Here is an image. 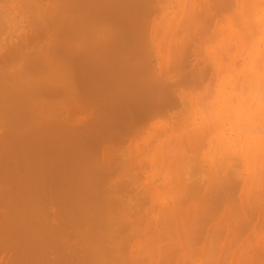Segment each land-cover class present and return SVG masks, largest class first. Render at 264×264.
I'll list each match as a JSON object with an SVG mask.
<instances>
[{"label":"bare ground","instance_id":"obj_1","mask_svg":"<svg viewBox=\"0 0 264 264\" xmlns=\"http://www.w3.org/2000/svg\"><path fill=\"white\" fill-rule=\"evenodd\" d=\"M12 1L7 4L12 5ZM191 1H185V13L189 15L192 12L195 19L198 13H201L202 20L200 16L197 17V20L200 19V26H206L201 25L202 22H210V26L199 34L201 27L195 24V30L198 32L194 30L193 33L201 36V39L192 31V34H188L186 29L193 28L190 29V24L186 28V23H191L187 20L194 18L183 11L182 26L176 29L180 34L175 31L172 36L179 34L181 43L178 46L173 40L175 43L169 45V52H177L180 57L168 53L169 57L174 58L168 60L173 66L170 67L168 63L167 71L158 70L154 66L163 46L160 47L161 41L157 42L155 39L158 21H151V17H155L153 13L162 11L164 0L15 1L22 8H18V13L27 18L26 27L29 26L31 31L29 33L27 29V35L18 42L0 45V260L6 258L1 261L3 264H143L141 260L149 261L146 258L148 253L143 251L146 248V252H151L150 256H156L155 247L150 249V243L154 245L156 238L159 239L156 243H163V248L157 243L161 251L158 260L161 262L157 261L155 264H165L167 259L171 261L167 260V264H173L176 256L178 258L179 249L183 252V264H199L202 256L197 254L194 259L191 256L200 252L207 244L210 253L207 250L208 258L205 259L209 261L206 260L205 264H212V260L217 262L216 258L212 259L216 256L215 253L220 252L216 242L223 238L227 227L232 226L234 229L235 226L233 232L235 235L236 232L240 233L241 238L244 236L241 233L249 230L255 235H251L252 240L253 237L257 242L261 240V228L264 226H261V223L263 224L264 216L259 214L257 217L256 213L252 215L251 212L253 207L257 213L264 210V200L260 197L264 196V180H261L264 177V0H249L251 9L249 1L244 0V3H247H243L244 10L238 8L242 0H212V4H208L211 0H204L209 6L212 5L211 14L206 9L208 6L201 3L200 11L202 8L206 11L202 9V12H197L195 7L191 10ZM198 1L200 0L194 3ZM251 1H254L253 4ZM215 2L217 4H214ZM16 4L11 9L7 6V9L16 11ZM246 6L248 7L245 8ZM227 7L234 12V17ZM165 8L164 6L163 9ZM218 8L221 11L227 10L228 13H224L226 16L229 14V17L224 16ZM216 12L222 13V19ZM212 13L220 15L219 19L215 21L217 15L213 16ZM246 13L250 15L247 16ZM213 23L215 34L219 33L230 39L228 48L224 46L228 49L226 51L233 48V52L234 46L239 48L238 44L243 46L239 48L241 51L230 58V70L227 65L223 67L216 58L219 52L225 56H221L222 61H226L225 49L217 43L213 44L212 38H206L209 36L206 32L212 33ZM181 27L185 28L182 29L187 33L185 37L194 35L193 39L190 37L189 43L184 36L180 37ZM215 34L212 33L213 36ZM203 35L207 41L203 40ZM221 35L215 36L218 38ZM195 37L199 40L198 43ZM238 37H241L242 41L248 40V43H241ZM200 41L201 45L205 41L207 45V42L215 45L210 48V44L206 48L208 57L212 60L215 54L214 58L217 60V63L212 61L208 64L214 74L210 73V68L205 70V63V69L198 67L203 64L200 54L198 55L200 52H196V57L192 49L198 45L195 49L198 51L201 48ZM233 41L237 44L234 45ZM180 45L181 48L186 47L179 51ZM174 47H179L178 51H175ZM189 50L192 51L191 54ZM203 50L201 48L202 52ZM202 54L205 55L204 52ZM229 54L231 53H228L227 57ZM187 56L188 61H192L189 63L191 65L200 60L199 65H193L197 68L193 69L191 66L196 74L189 68V64V70L187 67L184 69L183 64L188 62H184ZM190 56L199 59L189 60ZM153 57L156 60L152 63ZM204 57L207 58V55ZM227 59L229 61V57ZM182 68L190 74L178 70ZM178 71L180 76L177 75ZM207 75L209 77H205ZM213 75L217 78L214 87L213 82L207 84L210 77L215 79ZM185 82L195 87L186 88ZM181 86L185 87H182L184 92H181ZM197 88L198 92L192 90ZM246 88L249 90L245 91ZM185 89H189V94L190 91L196 93V97L187 94ZM178 107L182 110H178ZM168 108L171 110L168 111ZM174 109L180 113L177 114ZM172 110L176 111L174 118H165L166 113L168 116L173 114ZM162 115L169 123L155 122ZM72 117L73 123L71 120L69 124ZM149 120L153 123L148 127L153 124V127L157 126V130L160 126L157 134L163 131L168 135L169 131L171 141L174 140L173 134H180L184 129L189 133L195 131L191 136L194 142L189 145L174 141L176 147L180 148V155L178 154L173 163L177 160L179 165H176L181 164L177 167L181 169L177 170L181 179L178 183L174 181L177 186L173 191L175 194L171 193L175 196L169 210L165 208L167 213L163 210L166 219L164 218V224L162 221L163 228L160 226L163 230L167 227L164 231L169 230L170 234L174 233V237L168 232L160 235L164 234V231H161V228L158 230V226L152 223L156 219L153 212H156L154 208L157 207L156 202L158 205L159 195L148 191L149 188H145V184L142 186V175L138 172L134 174L132 164L127 162L140 146H136L135 141L127 135L132 136L133 130L141 132L144 123L146 126L151 122ZM142 123L140 130L138 125ZM160 134L159 137H163ZM133 137L135 138L134 135ZM124 142L128 144L126 151ZM145 142L146 139L144 148L149 145V148L145 149L147 152L144 149L145 153L141 152L139 149L144 156L148 154V149L150 150V143L147 145L148 142ZM172 144L174 143L169 142L168 146L172 147ZM206 144L208 149L201 151ZM209 144H214L221 153H218V157L211 152L213 148ZM165 146L167 157H163L170 161L168 154L174 152V146L171 150ZM137 157L140 156L136 155L134 158ZM130 160L133 161L132 158ZM142 161L140 167L143 165ZM166 162L168 161L163 163ZM124 163L130 168L124 166ZM156 164L157 162L154 167ZM137 166L136 168L140 169ZM162 170L164 171V168ZM239 170H242L241 175ZM237 191L238 197L235 194ZM162 199L167 200V197ZM149 200L154 202V210L148 204ZM145 203L150 208L144 213ZM250 207V213H244V209ZM229 211L232 213L231 217L226 216V219L229 221V218H233L234 226H228L226 219L223 220V216ZM249 214L252 217L256 214V219L255 216L251 218ZM169 225H172L171 229L175 232L173 229L170 231ZM237 227L246 229L239 232ZM151 229L160 231L158 236H162V239L165 237L168 244L161 241V237L153 236L150 239ZM233 232L231 234H234ZM235 235L231 237L232 243L238 239ZM67 236L78 240L70 245V238L66 239L69 247L72 246L68 254L64 252L68 246L66 247L67 243L63 240ZM142 236L147 240L146 245L144 240L139 239ZM168 237L173 240L171 244ZM139 240L143 243L140 244ZM137 242L140 248L136 246ZM201 242V246H197ZM185 243L190 245L185 247ZM248 243L247 246L250 244ZM142 244L144 246H141ZM164 244L168 245L169 249L174 244L172 249L174 247L177 251L171 249V253L178 255L169 253L172 256L170 258ZM247 246L245 244L242 249ZM137 247L140 250L138 253L144 252L142 257L139 254L135 256ZM187 248L190 249L189 254ZM162 250L167 253L166 257ZM227 253H224L219 262L228 261L225 259L230 256H227ZM161 258L166 260L162 262ZM174 264H182V259Z\"/></svg>","mask_w":264,"mask_h":264},{"label":"rangeland","instance_id":"obj_2","mask_svg":"<svg viewBox=\"0 0 264 264\" xmlns=\"http://www.w3.org/2000/svg\"><path fill=\"white\" fill-rule=\"evenodd\" d=\"M8 1H11V0H5V3H6V7L7 6H9L8 8L9 9H11L15 4H16V0H13L12 2H11V4L12 5H8V4H10V2L8 3ZM185 1H187V0H164V2L166 3V4H164V2H162V5L163 6H161L162 7V11L161 10H158V12H156L155 14L153 13V15H155V17H151L152 18V20L151 21H153V22H155V23H157L156 21H158V23H157V32L158 33H155V34H157V38H155L156 39V41L157 42H160V47H162L161 49L162 50H160V55H159V57H157V56H155V57H157V60L158 61H154V60H156V58L155 57H153L152 59H151V62L153 63V61H154V63L156 64H154V66L155 67H157V69L158 70H161V71H167L168 69V63L169 62H171V61H169L168 62V60H172V58H174V57H172V56H170L169 57V55H168V53H170L169 51H170V49H169V47L171 46V43L173 42V40L177 43V45L179 46V44L181 43L180 42V39L178 38V35L180 34L179 32H177L176 31V29H178L179 28V26H182L181 24V22H182V19H183V17H182V15H184V13L186 12V11H184V10H186V9H184V7H186V3H185ZM188 1H191V0H188ZM197 0H192L191 2V4H192V7H189L191 10H192V8H197L195 11H199V12H202L203 10H205V9H201V11H200V5L202 4H204V5H206V6H208V8H206V7H204V8H206V9H208L207 11H209V13L211 14V12H212V8H211V6L212 5H208V4H212L213 2H212V0L210 1V3H206L207 1L209 2V0H207V1H204V0H200V1H198L199 2V4H198V2L197 3H194V2H196ZM249 0H247L246 2H248ZM15 2V4H13ZM172 2V3H171ZM212 2V3H211ZM252 2V1H251ZM254 2V1H253ZM253 2H252V4H253ZM8 3V4H7ZM201 3V4H200ZM243 3H244V0H242L241 1V3L239 4V6H238V8H241V9H243L244 10V8L242 7V6H244L243 5ZM191 4H189V5H191ZM214 4H217V2H215ZM214 4H213V6H214ZM244 4H247V3H244ZM196 5V6H195ZM164 6L166 7L165 9H163L164 8ZM173 6V7H172ZM254 6V5H253ZM16 7H17V10H16V12H19L22 8H20L17 4H16ZM172 7V8H171ZM202 7V6H201ZM218 7V6H217ZM231 7V6H230ZM248 6H246L245 8H247ZM18 8H20V10L18 9ZM215 8H216V6H215ZM227 8H229V7H227ZM237 8V9H238ZM249 8L251 9L252 7H251V5H250V1H249ZM188 9V8H187ZM211 9V10H210ZM230 9L231 8H229V13L231 12V15H232V13H234V12H232V11H230ZM171 10V11H170ZM217 10V9H216ZM183 11H184V13H183ZM189 11V10H188ZM194 11V12H195ZM206 11V10H205ZM214 11V10H213ZM218 11H220V12H227V10H225V11H221V10H219V8H218ZM235 11V10H234ZM197 12H195V13H197ZM218 13V12H216L217 14H220L221 15V17H220V15L218 16L217 14H214L215 13V11H214V13H212V15L213 16H216L217 17V19H216V17L214 18L215 19V21L216 20H218L219 19V17H220V19H222V16L224 15V16H226L225 15V13L222 15V13ZM157 13H158V15H157ZM228 13V12H227ZM226 13V14H227ZM186 14V13H185ZM192 12L188 15V14H186V15H188V16H190V17H192V18H194V19H192V20H194V21H190V18H189V20H187L188 18H187V16L185 15V17L187 18V19H185V20H187L188 22H191V23H186L187 24V27L185 26V25H183V26H185L186 28H188L189 26V24L191 25V27H190V29H192V30H189V29H186V31L188 30V34L189 33H191V31H192V33H193V31L195 30V28H196V25L195 24H198L199 25V28L201 27V29H199L200 30V32H201V30H203V31H205V30H208V28H209V26H210V22H208V23H203L202 22V24L201 25H206V26H200V23H198L199 21H200V19L198 18V20H197V17L198 16H200V18H201V13L199 14L198 13V15L196 16V19H195V17H193L194 15L192 14ZM206 14H208V13H206ZM247 14H249L250 15V13H246L245 15H247ZM152 15V16H153ZM157 15V16H156ZM167 15V16H166ZM203 15V14H202ZM249 15H247V16H249ZM233 16V15H232ZM157 17V18H156ZM226 17H229V14H227V16ZM234 17V16H233ZM239 17V16H238ZM245 17V16H244ZM156 18V19H155ZM247 18V17H246ZM26 20H27V18H25ZM39 19V18H38ZM37 19V20H38ZM235 19H237V18H235ZM245 19V18H244ZM201 20H202V18H201ZM39 21H41V20H39ZM39 21H37V22H39ZM165 21V22H164ZM197 23H196V22ZM27 22V21H26ZM192 22H195V23H193L192 24ZM184 23H185V21H184ZM27 24V23H26ZM207 24H208V27H207ZM192 25H194L195 27H192ZM215 24L213 23V26H212V28H211V30H212V33H214L215 34V32H216V30H214V28L213 27H215L214 26ZM39 26V24H37V27ZM198 27V26H197ZM203 27H204V29H203ZM207 27V28H206ZM30 27L29 26H27L26 27V30L28 29V32L30 33V29H29ZM242 28V27H241ZM180 29V28H179ZM182 29H184L185 30V28H183V27H181V30ZM197 29V30H198ZM179 33L178 35L176 34L174 37H172L173 36V34L174 33ZM180 31V30H179ZM183 31V30H182ZM181 31V36L180 37H183L184 35L186 36V32H182ZM190 31V32H189ZM161 32V33H160ZM195 32H196V30H195ZM195 32L193 33L194 35H195ZM198 32V31H197ZM196 32V33H197ZM199 32V34H202V32L200 33ZM191 33V34H192ZM207 33V35H209V36H211V37H209V36H204L203 38H207V39H209V38H212L211 39V41L212 40H214V41H212V43L214 44H219V45H221L222 46V48L223 49H225L224 48V46H226L227 47V43H228V41L230 42V39L227 37V36H225V35H221V34H219V33H216L215 35L216 36H218V35H221L220 37H216L215 35L213 36L212 35V33L210 32V34H209V32H206ZM183 34V35H182ZM190 34V35H191ZM198 34V35H199ZM194 35L192 36H189V38H187V37H185V40H187L188 39V43L191 41H189V39H190V37L192 38V37H194ZM197 35V34H196ZM195 35V36H196ZM206 35V34H205ZM241 35H243V34H241ZM177 36V37H176ZM244 36L245 37H247L246 36V34H244ZM196 37H198V36H196ZM196 37H195V41H197L196 40ZM200 37V38H199ZM198 38L199 39H201L202 37L201 36H199ZM213 37L216 39H213ZM177 38V39H176ZM203 39V40H206L207 41V39ZM224 38H225V40H224ZM249 38V37H248ZM193 39V38H192ZM237 39V38H236ZM238 39H239V41L241 42V43H244V42H247L248 40H244V41H242L241 40V37H238ZM172 40V41H171ZM203 40H202V42H203ZM182 41H183V39H182ZM199 41V40H198ZM198 41H197V43H198ZM206 41L204 42V43H202V45H201V41L199 42V46L201 45V48H203L204 50H203V52H204V54L205 55H207V58L206 57H204L205 55H203L202 53V51H201V48L197 51V50H195L196 49V47H198V45H196V47H194V49H192L193 50V54L195 53V56H196V52H200V53H198V55L200 54V55H202V56H200L199 55V57L201 58L200 60L203 62V64L200 62V60H199V64L198 63H194V64H198L199 66L198 67H200V66H202V68H203V66H205V68H203V69H205L206 71L210 68V66L208 65V64H211L212 63V61L213 62H215V63H217V60L214 58V56H215V54H213L214 56H213V58H212V60L208 57V54H207V51H206V48L207 47H209L208 45H210V44H212V43H209V42H207L208 43V45L206 44ZM232 41V40H231ZM175 42H173V43H175ZM184 42V41H183ZM182 42V43H183ZM193 42V41H192ZM191 42V43H192ZM188 43H186V46H187V44ZM248 43V42H247ZM161 44H163V45H161ZM211 45V47L210 48H212L213 46H215V45ZM216 44V45H217ZM223 44V45H222ZM233 44L234 45H236L237 43H235L234 41H233ZM246 44V43H245ZM170 45V46H169ZM173 46H174V44H172ZM177 45H175V46H177ZM182 45V44H181ZM181 45H180V50L179 51H182L181 49H183V47L181 48ZM185 45V44H184ZM192 45V44H191ZM232 45V44H231ZM239 45V48H243V46L242 45H240V44H238ZM185 46V47H186ZM189 46V45H188ZM194 46V45H193ZM193 46H192V48H193ZM228 46H230V44L228 45ZM184 47V48H185ZM191 47V46H190ZM190 47H188V48H190ZM233 47V46H232ZM245 47V46H244ZM174 48H176V47H174ZM173 48V51L175 50ZM178 48H176V50L175 51H178ZM188 48H187V50H188ZM228 48V47H227ZM230 48V47H229ZM237 46H234V51L232 52V50H233V48L232 49H229V51H226V50H228V49H225V51L227 52L225 55H226V61L224 60V61H222L223 60V58L225 57V56H223V54H220L219 52H218V56L216 57V58H218V62L220 61V64L221 65H223V67H224V65L226 66L227 65V68L230 70V69H232V67H231V57H233V55H235L236 53H238V51L240 50H242V49H239ZM191 49V48H190ZM223 49H222V51H223ZM186 50V49H185ZM212 50V49H211ZM231 50V51H230ZM213 51V50H212ZM217 51H218V49H217ZM190 52H192L191 50H189V54H191ZM202 52V53H201ZM177 52H174V53H170L171 55H176V56H179V55H177L176 54ZM213 53V52H212ZM222 53V52H221ZM228 53H231V54H229L228 55V57H229V61H227L228 59V57H227V54ZM187 53L185 52V55H186ZM192 54V55H193ZM232 55V56H231ZM194 56V57H195ZM221 56H223V58H221ZM169 57V58H168ZM180 57V56H179ZM178 57V58H179ZM191 57V56H190ZM189 57V60H191L192 58H194V57H191L190 58ZM197 57V56H196ZM177 58V57H176ZM175 58V59H176ZM188 58V56L186 57V59ZM208 60V61H210V63H208V61L206 60V59ZM194 59H196V61H197V59H199V58H194ZM220 59V60H219ZM174 60V59H173ZM177 60V59H176ZM179 60V59H178ZM193 60V59H192ZM205 60V61H204ZM186 61H188V59L187 60H185L184 62H186ZM206 61H207V63H206ZM157 62V63H156ZM192 61H188L187 63H184L183 65H184V69L186 68V69H188V64L189 63H191ZM222 62L224 63V64H222ZM172 63V62H171ZM176 63V62H175ZM204 63H205V65H204ZM174 64V63H173ZM177 65L176 66H178V63H176ZM193 64V63H192ZM193 64V65H194ZM162 65V66H161ZM172 65V64H171ZM171 65H170V63H169V66L171 67ZM187 65V66H186ZM193 65H191V64H189V68H191V66L193 67ZM207 65H208V67H207ZM229 65V66H228ZM173 66V65H172ZM197 66V65H196ZM169 67V68H170ZM181 67V66H180ZM163 68V69H162ZM195 68H197V67H193V69H195ZM208 68V69H207ZM192 69V68H191ZM192 69V70H193ZM201 69V68H200ZM197 70L196 69V71H201V70ZM171 71H172V73H173V71L174 70H172V68L170 69ZM179 71L180 70H182V72H186V70H183V68L182 69H178ZM189 70V69H188ZM187 70V71H188ZM210 70L212 71L213 69H211L210 68ZM209 70V71H210ZM177 71V70H176ZM179 71L177 72V75H179L180 76V74H178L179 73ZM194 71V70H193ZM192 71V72H193ZM210 71V73L211 74H214L213 72L214 71H212L211 72ZM181 72V71H180ZM171 73V74H172ZM187 73V72H186ZM194 74H196L195 73V71L193 72ZM187 74H190V73H187ZM183 76V73H182V75H181V77ZM187 76H189V75H187ZM192 76V75H191ZM211 76V75H210ZM177 77L178 76H176L175 78L177 79ZM184 77V76H183ZM182 77V78H183ZM205 77H209L208 75L207 76H205ZM213 77L215 78V79H211V77H210V81H209V83L207 82V84L208 85H210V82L212 83L213 82V84H212V86L214 85V84H217V82H216V77H215V75H213ZM189 78H191V77H189ZM185 79V78H184ZM215 80V81H214ZM180 81H183V80H181L180 79ZM187 82H188V78H187V80H186ZM187 82H185V86H186V88H192L193 86L195 87V85H192V87H191V83L190 84H188ZM179 84H180V82H179ZM182 84H183V82H182ZM181 85V84H180ZM184 85V84H183ZM215 86V85H214ZM213 86V87H214ZM182 87H184V86H181V90H183V91H181V92H184V88L182 89ZM193 87V88H194ZM199 88V87H198ZM198 88L197 89H192L194 92L196 91V90H198ZM189 89H187V91H188ZM245 91H248L249 89L248 88H246V89H244ZM185 91H186V89H185ZM187 91H186V93H187ZM191 92L190 91V94H189V91H188V93L187 94H189L190 96H195L196 97V93H194V92ZM196 92H198V91H196ZM199 92H200V90H199ZM179 93L177 92V95H178ZM184 94V93H183ZM185 96H188V95H186V94H184ZM178 96H180V95H178ZM181 97V96H180ZM209 102H210V100H209ZM174 108V107H173ZM176 108V107H175ZM179 108V107H178ZM177 108V109H178ZM181 108H182V105H181ZM181 108H179L178 110H180ZM169 110L168 111H170L171 109L170 108H168ZM167 110V109H166ZM174 110H176V109H174ZM174 110H172L171 112H173V114H171V112H169L171 115L170 116H168V114L166 113L165 115H167V116H165V118H174L173 117V115H174V112H176V111H174ZM182 110V109H181ZM180 110V111H181ZM167 111V112H168ZM180 111H179V113H180ZM166 112V111H165ZM177 114H179L178 113V111L176 112ZM176 114V117H178V115ZM175 116V115H174ZM52 117V116H51ZM160 117H162L161 119H159ZM159 118H157V120L155 121V122H157L158 124H161V122L162 123H164L165 122V124H167V123H169V122H167V121H165L164 119H163V115L162 116H160ZM163 119V120H162ZM169 119H166V120H169ZM176 119V118H175ZM175 119H173V120H175ZM71 120H72V123H73V117H72V119H70V121H69V124H70V122H71ZM161 120V121H160ZM149 121H151V122H148V124L146 125L147 126V128H145L146 126H145V123H144V126H143V123L139 126L138 125V127H140V130H141V127L143 126V129H142V131L140 132V131H135V130H133V132H132V134L135 136V138L133 137V135L132 136H129V134L127 135L128 136V138L130 137V139H132V140H134L135 141V143H136V146L139 144L140 146H138V148L135 150V153L133 154V156L132 157H130V159L132 158L133 159V161L132 160H130L129 159V156H127V159L126 160H130V162H129V160L127 161L129 164H132L131 165V167H133V169H132V172L134 173V174H136V172H138V174H140V175H142L140 178V182H143V184H142V186L144 185V187L146 188L147 187V189L149 188V190L148 191H152V193L154 194V193H156V194H158L159 195V201H158V205H157V202L155 203V205L157 206V207H155L154 209H156L155 211L156 212H153V215H154V217L156 218V219H154V221H152V223H154V225L156 224V226H158V230L161 228L160 226L162 225V228H163V224L165 223V215H166V213H167V211L169 210L168 208H170V206L172 205V199H173V197L175 196H173V191L175 190L174 188L177 186V183H178V180L179 179H181L180 178V176H181V174H177V170H181V169H178L177 167H180L181 166V164H180V166H177V165H179L178 164V162H177V160L173 163V161L177 158V156H179L180 155V152H179V150H180V148L179 147H176V143H178L179 144V142H180V144L181 143H183V144H190V143H193L194 141H193V137H191L193 134H194V132L195 131H191V133H189V132H187L185 129L184 130H182V132L180 133V134H175V135H177V136H175L173 133V141H171V133L169 132V131H167L168 132V135H167V133L166 132H163V131H161L160 133H158V134H160L161 136H163V137H159V135L156 133L157 131H158V128L160 127H158L157 128V130H155V128L157 127H153V124L152 125H150L149 127H148V125L149 124H151V123H153V121L152 120H149ZM164 121V122H163ZM154 122V123H155ZM147 123V122H146ZM153 128V129H149V128ZM137 128V127H136ZM136 128H134V129H136ZM147 132H146V131ZM135 131V132H134ZM145 131V132H144ZM160 131V130H159ZM197 131V130H196ZM152 132V133H151ZM135 133L137 134V135H135ZM144 133V134H143ZM146 133V134H145ZM157 135H156V134ZM193 133V134H192ZM199 133H200V131H199ZM203 134V133H202ZM131 135V134H130ZM204 135V134H203ZM149 136H151V138L149 137ZM184 136V137H183ZM205 136V135H204ZM147 137H149V138H147ZM159 137V138H158ZM170 137V138H169ZM137 138V139H136ZM168 138V139H167ZM189 138H190V141H192V142H190L189 141ZM205 138V137H204ZM145 139H146V142L145 143H147V145L150 143V150L148 149V154H145V156L143 155L145 152H144V150L145 149H147V148H149L148 146H147V148H144L143 147V143H144V141H145ZM148 139V140H147ZM155 139V140H154ZM192 139V140H191ZM149 140H150V142H149ZM151 140H152V143H151ZM179 140V141H178ZM155 141V142H154ZM176 143H175V142ZM206 141H207V139H206ZM169 142H172V143H174V144H172V147L174 146V152H170V154H168L169 155V159H170V161L168 160V158H166V160L168 161V162H166V164L165 163H163V162H165L166 160H165V158L163 157V156H166V152L164 151L165 149H164V147H166L165 145H169ZM120 143H122V142H120ZM123 144H125V145H123L125 148V151H126V147H127V143L126 142H124ZM155 144V145H154ZM146 145V144H145ZM151 145H153V147L151 146ZM213 149H211V152H213V153H215V155H216V157H218L219 156V154H221L217 149H216V146L214 145V144H209ZM122 148H123V146L122 145H120ZM204 146H205V144H204ZM202 147V149H201V151H204V150H207L208 149V145L206 144V147ZM120 147V148H121ZM146 147V146H145ZM152 147V148H151ZM168 147H170V149L169 150H171V145L170 146H168ZM119 148V147H118ZM160 148V149H159ZM175 148L177 149V148H179L178 150H175ZM123 149V150H124ZM139 149H140V151L142 152H144V153H142L141 154V152L139 151ZM144 149V150H143ZM168 149V148H167ZM120 150H122V149H120ZM162 150H163V152L164 153H162ZM168 150V151H169ZM213 150V151H212ZM136 151H138V152H140V155L138 154V152H137V154H136ZM146 151V150H145ZM157 151H159V152H157ZM167 151V150H166ZM147 152V151H146ZM150 152H151V155H150ZM219 153V154H218ZM162 154H165V155H162ZM179 154V155H178ZM140 156V157H137V158H134L135 156ZM144 156V157H142V156ZM146 157H148L147 159H146ZM158 157H159V159H158ZM167 157V156H166ZM145 159V160H143V159ZM164 158V159H163ZM124 159V158H123ZM136 159V160H135ZM139 159H142V160H139ZM163 159V160H162ZM165 160V161H164ZM131 161H132V163H131ZM134 161H136V162H134ZM141 161H142V164L144 165H141V167H140V164H141ZM151 161V162H150ZM153 161V162H152ZM159 161V162H158ZM126 162V161H125ZM157 162V164L155 165V167H154V164ZM255 162H256V160H255ZM146 163V164H145ZM168 163V164H167ZM137 164H138V166H137ZM163 164V165H162ZM177 164V165H176ZM255 164V163H254ZM124 166H126L127 165V163L125 164H123ZM145 165H147V166H145ZM256 165V164H255ZM254 165V166H255ZM136 166L137 167H139L140 169H138V168H136ZM151 166V167H150ZM156 166H157V170H156ZM163 167L164 168V171L162 170L163 168H159V167ZM170 166V167H169ZM174 166H176L175 168H174ZM127 167L128 168H130L129 167V165H127ZM145 167H147L146 169H145ZM153 167V168H152ZM256 167V166H255ZM258 167H260V166H258ZM126 168V167H125ZM154 168H155V170H154ZM147 169H148V171H147ZM159 169V170H158ZM258 169H260V168H258ZM131 170V169H130ZM141 170V171H140ZM162 170V171H161ZM127 171H128V169H127ZM141 173H140V172ZM145 171V172H144ZM160 171H161V175H160ZM173 171H175L174 173H173ZM259 173H260V171L259 170H257ZM168 172V173H167ZM169 172H171V173H169ZM240 172H242V170H239V174L241 175V173ZM129 173V172H128ZM137 174V175H138ZM139 175V176H140ZM155 175V176H154ZM166 175V176H165ZM173 175H174V177H175V180H174V177H173ZM236 175V174H235ZM138 176V177H139ZM157 176V177H156ZM264 176V175H263ZM143 177V178H142ZM147 177V178H146ZM153 177V178H152ZM156 178H158V179H156ZM147 179V180H146ZM153 179H156V180H153ZM164 179V180H163ZM153 180V181H152ZM262 181L264 180V177L261 179ZM261 180H260V184H261ZM147 181V182H146ZM159 181H160V184L161 185H159ZM162 181V182H161ZM177 182V183H175V182ZM146 182V183H145ZM164 183V184H163ZM154 184H155V186H154ZM168 186H167V185ZM157 185H159L158 187H157ZM164 186V187H163ZM162 187V188H161ZM152 190H151V189ZM161 188V189H160ZM163 189V190H162ZM159 190H161L160 192H159ZM163 191H164V193H163ZM170 191V192H169ZM159 192V193H158ZM171 192H173V193H171ZM161 194H163V195H161ZM175 194V193H174ZM235 194H237V197H238V195H239V193H238V191H237V193H235ZM259 195H257V197H258ZM167 197V200L166 199H162V198H166ZM260 197H263V200H264V196H260ZM260 197H258V198H260ZM169 198V199H168ZM235 198V196H233V199ZM171 199V200H170ZM175 199H176V197H175ZM257 199V198H256ZM262 199V198H261ZM236 200H238V198H236ZM259 200V199H258ZM150 201V202H149ZM147 203L149 204V205H151V208L153 209V206L152 205H154V202L153 201H151V200H149ZM166 201H168V202H166ZM165 203V204H164ZM163 204H164V206H163ZM154 205V206H155ZM168 205V206H167ZM231 205V204H230ZM230 205H228V206H230ZM232 205L234 206V204L232 203ZM146 206V207H145ZM145 206H144V208H143V211H144V213L145 212H147L148 210H149V208H150V206H148V205H146V203H145ZM233 206L231 207V208H233ZM229 207V208H230ZM146 208V209H145ZM167 209V211H166V209ZM145 209V210H144ZM153 209V210H154ZM236 208H234V210H235ZM249 209V210H248ZM253 210H252V212H251V214L253 215V213H256V214H254V216L256 215L257 217H259V214H261V215H263L264 216V210L261 212V211H259L258 213L255 211V209H254V207L252 208ZM163 210H165L166 211V213L164 214V211ZM233 210V209H232ZM234 210H233V213H234ZM237 210V209H236ZM247 211V212H246ZM248 211H249V213H250V211H251V207L250 208H246V209H244V213H248ZM253 211H255V212H253ZM229 212H230V215H229ZM226 215H224L223 216V220H225L226 219V216L227 217H231V211H229ZM155 213V214H154ZM170 213V212H169ZM236 213V212H235ZM235 213H234V215H235ZM251 214H249L250 216H251ZM164 215V216H163ZM169 215V214H168ZM234 215H233V217H234ZM170 216V215H169ZM169 216H166V217H169ZM236 216V215H235ZM253 216V217H254ZM256 216H255V219H256ZM238 217V216H237ZM252 216H251V218H253ZM165 218V219H164ZM250 218V219H251ZM160 219V220H159ZM163 219V220H162ZM237 219V218H236ZM240 219V218H239ZM156 220V221H155ZM223 220H221V222L223 221ZM229 221H227V219H226V221H227V224H229L228 226H230V224L231 225H233L234 226V220H233V218L231 219V218H229L228 219ZM251 220H253V219H251ZM160 221V222H159ZM162 221H163V224H162ZM231 221V222H230ZM236 221V220H235ZM238 221V220H237ZM239 221H241V219L239 220ZM238 221V222H239ZM167 222V221H166ZM171 222V221H170ZM254 222H256V220L254 221ZM237 223V222H236ZM240 223V222H239ZM238 223V225L240 226V224ZM160 224V225H159ZM167 225L169 224V223H166ZM242 224V223H241ZM166 225V226H167ZM237 225V224H236ZM237 225V226H238ZM252 225V224H251ZM264 225V221H263V224L261 223V226H263ZM170 226V225H169ZM168 226V227H169ZM238 226V227H239ZM242 226V225H241ZM250 226V225H249ZM171 227H172V225L169 227L170 228V231L173 229H171ZM226 227H227V225H226ZM237 227V229H239V232H241V231H243V229H246V228H242V229H240V228H238ZM243 227H245L244 226V223H243ZM252 227V226H251ZM251 227H249V229L251 228ZM161 228V229H162ZM167 227H164V230L166 229ZM168 228V229H169ZM225 228V227H224ZM160 229V230H161ZM223 229V228H222ZM229 229V230H228ZM234 229H235V226H234ZM233 227L232 226H230V227H227V229H225L224 230V233H223V240L221 241V240H217L218 242H216V244L218 243V245H216L217 246V250L218 251H220V252H216L215 254H216V256L214 255V257L212 258V259H214V258H216V259H214V260H216L217 262H219V261H221L222 260V257H224L223 255H225L224 253H226V251L228 252L226 255L227 256H229V258H225L226 260H228L227 262L225 261V259H224V261L225 262H223V263H228V264H244V263H246V264H264V226L261 228L262 229V234H261V240L259 241V242H257L256 240H255V235L254 234H251L250 232H249V230L247 231V230H245V232L247 233H241V235H244V236H242V238L240 237V233L239 234H237L238 232H236V235H235V233L233 232ZM248 229V228H247ZM251 229H253V228H251ZM155 229H151V231H150V233H149V238L151 239V237H153V236H156V237H161V239H162V236H158L159 234V232L158 231H154ZM163 229L161 230V231H164ZM167 230V229H166ZM169 231V230H168ZM168 231H164V234L163 233H161L160 235H165V233H167ZM173 231H174V229H173ZM152 232V233H151ZM153 232H155V233H153ZM175 232V231H174ZM226 232V233H225ZM234 233V234H231V233ZM251 232L253 233V230H251ZM157 233V234H156ZM151 234H152V236H151ZM168 234H170V232H168ZM171 234H172V232H171ZM170 234V236L172 237L173 236V234L171 235ZM167 235V234H166ZM232 235H235V236H237L238 237V239H237V241L235 240V242L233 241V243L231 242L232 241V239H231V237H232ZM239 235V236H238ZM254 235V237H253V239L254 240H252L251 238H252V236ZM167 236H169V235H167ZM167 236H166V238H167ZM175 236V235H174ZM173 236V237H174ZM143 237L144 236H142V238H139V239H142V241L144 240L143 239ZM147 237V236H146ZM170 237V239H172ZM222 237V236H221ZM239 237H240V239H239ZM68 238V236L64 239L63 238V240H64V242H66L67 243V239ZM70 238V239H69ZM68 239V242H70V245H72L71 244V242L72 243H74V242H77L76 241V238L74 237L73 239L71 238V237H69ZM236 238V237H235ZM234 238V239H235ZM150 239H148V241H150ZM158 241H159V239L158 238H156ZM168 239H169V237H168ZM169 239V243L171 244L172 242H173V240H170ZM174 239V238H173ZM233 239V240H234ZM249 239V241H250V239H251V241L248 243L247 242V240ZM62 240V241H63ZM145 240H146V238H145ZM144 240V241H145ZM157 240H155V243H154V245H152L150 242H148V243H150V249H152V247H155L154 249H155V253H156V256L153 258L152 256H150V253L151 252H146L145 250L147 249H145V250H143L144 252H145V254L146 253H148L146 256V258H147V260H149L148 262H145L146 261V259L144 260L143 258H141V259H143L144 260V262H145V264H155V262H159V255H160V253H161V251H160V246H162L163 245V243L161 244L160 242H157L160 246H157L158 244L156 243V241ZM140 241V240H139ZM147 241V240H146ZM145 241V244L144 245H146V242ZM161 241H166V243L168 244V242H167V239L165 240V237L161 240ZM171 241V242H170ZM175 241V240H174ZM230 242L233 244H231L230 245ZM141 243H143V242H141L140 241V244ZM247 243L249 244L248 246H247ZM140 244H139V242H137V245L136 246H139V248H140ZM177 244V243H176ZM176 244H175V247H176ZM201 244H202V242L200 243V244H197V246H201ZM228 244H229V246H228ZM246 244V246H247V251H246V249H242V247H244V245ZM69 245V243H67L66 244V247L68 246V248L66 249V251H64V252H68L69 250H70V248L72 247H69L70 246ZM143 244L141 245V246H144ZM149 245V244H148ZM174 244H172V246H173ZM188 245H190V244H188V243H185V247H187ZM195 245V244H194ZM164 246H165V244H164ZM167 246V247H166ZM165 247L167 248L166 250H167V253L169 254V253H171L172 252V250L173 249H175L174 247H173V249H172V246H171V249H169L170 247L168 246V245H166ZM196 246V245H195ZM215 246V245H214ZM147 247V246H146ZM149 247V246H148ZM194 247V246H193ZM211 247V246H210ZM228 247H231V248H228ZM138 248V247H137ZM139 248H138V251H137V249H136V251H135V256L137 257V256H139V255H141L140 257H142V254L144 253H142V254H140V253H138L140 250H139ZM143 248V247H142ZM158 248H159V251H157L158 250ZM162 248H163V246H162ZM179 248V247H178ZM213 248V247H212ZM219 248H221V250L219 249ZM51 249H53V248H51ZM144 249V248H143ZM149 249V248H148ZM189 251H188V254L190 253V249L189 248H187ZM210 249V248H209ZM209 249H208V244H207V246L206 247H204L200 252H197L195 255L193 254L191 257L194 259V257H196V256H198L197 254H200V256H202V258H201V260H199V264H201V262H202V264H205V263H207L206 262V260L207 259H205V257H207L208 255H207V250H208V253H210L209 252ZM214 249H215V247H214ZM242 249V251H240ZM63 250H65V248L63 249ZM62 250V251H63ZM163 250H165V249H163ZM162 250V251H163ZM176 250V249H175ZM181 249H179L178 250V254L180 255V258H179V255H178V258H177V256H176V258H175V260L174 261H172L173 262V264L174 263H176V262H179L181 259H182V264H183V256H182V251H180ZM195 250H197V249H195ZM199 250H200V247H199ZM216 250V251H217ZM223 250V251H222ZM250 250V251H249ZM49 251H51V250H49ZM53 251V250H52ZM148 251V250H147ZM150 251H152V250H150ZM177 251V250H176ZM213 251V250H212ZM260 251H262V253L260 252ZM57 252V251H56ZM164 253V257H166V255L165 254H167L165 251H163ZM181 252V253H180ZM192 252V251H191ZM215 252V251H214ZM222 252V253H221ZM63 253V252H62ZM66 253H63V254H65L66 255ZM174 253V252H173ZM195 253V252H194ZM203 253H204V255H203ZM219 253V254H218ZM68 254V253H67ZM137 254V255H136ZM139 254V255H138ZM144 254V255H145ZM163 254H162V256H163ZM172 254V253H171ZM171 254H169L168 256H170ZM175 254V255H176ZM213 254V253H212ZM217 254H218V256H217ZM62 255V254H61ZM172 255H174V254H172ZM174 255V256H175ZM221 255V256H220ZM210 256H211V254H210ZM213 256V255H212ZM253 256V257H252ZM63 257V256H62ZM61 257V258H62ZM64 257H66V256H64ZM145 257V256H144ZM172 256H170V258H171ZM219 257V258H218ZM226 257V256H225ZM245 257V258H244ZM261 257V258H260ZM55 258V257H54ZM150 258H151V260H150ZM167 258H169V257H167ZM173 258V259H174ZM208 258V257H207ZM244 258V259H243ZM248 258V259H247ZM6 259V258H5ZM5 259H1L0 260V264H3V262H1V261H4ZM53 259V258H52ZM56 259V258H55ZM203 259V260H202ZM219 259V260H218ZM253 259V260H252ZM259 259V260H258ZM140 260V259H139ZM143 260H141L142 261V263L144 264V262H143ZM161 260H162V262H163V260L165 261L166 259L165 258H161ZM168 261H170L169 259H167ZM166 260V262L168 263V261ZM242 260V261H241ZM244 260H246V262L244 261ZM58 261V260H57ZM207 261H209V259L207 260ZM213 261V260H212ZM211 261V263L213 264V263H217V262H212ZM240 261V262H239ZM249 261V262H248ZM161 262V261H160ZM159 262V263H160ZM171 262V261H170ZM63 263H64V261H63ZM165 263V262H164ZM167 263H165V264H167ZM222 262H219V263H217V264H223ZM57 264H59L58 262H57ZM60 264H62V263H60ZM66 264V263H65ZM157 264V263H156ZM170 264V263H169Z\"/></svg>","mask_w":264,"mask_h":264},{"label":"clouds","instance_id":"obj_3","mask_svg":"<svg viewBox=\"0 0 264 264\" xmlns=\"http://www.w3.org/2000/svg\"><path fill=\"white\" fill-rule=\"evenodd\" d=\"M27 35L26 20L16 11H9L0 0V45L18 42Z\"/></svg>","mask_w":264,"mask_h":264}]
</instances>
